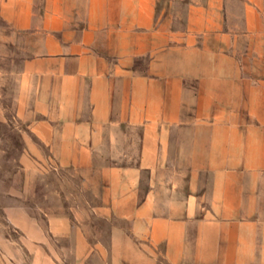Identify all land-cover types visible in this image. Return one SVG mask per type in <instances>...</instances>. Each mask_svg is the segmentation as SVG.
Returning a JSON list of instances; mask_svg holds the SVG:
<instances>
[{
    "label": "crops",
    "instance_id": "crops-1",
    "mask_svg": "<svg viewBox=\"0 0 264 264\" xmlns=\"http://www.w3.org/2000/svg\"><path fill=\"white\" fill-rule=\"evenodd\" d=\"M0 15L29 54L32 128L94 168L112 226L73 264H264V0H0ZM41 253L30 264H69Z\"/></svg>",
    "mask_w": 264,
    "mask_h": 264
},
{
    "label": "rangeland",
    "instance_id": "rangeland-1",
    "mask_svg": "<svg viewBox=\"0 0 264 264\" xmlns=\"http://www.w3.org/2000/svg\"><path fill=\"white\" fill-rule=\"evenodd\" d=\"M24 47L0 15V261L30 264L32 256L54 250L73 264L80 238L100 240L108 249L112 226L93 214V183L87 179L94 168L62 161L32 128L30 107L23 110L16 74L29 55Z\"/></svg>",
    "mask_w": 264,
    "mask_h": 264
}]
</instances>
